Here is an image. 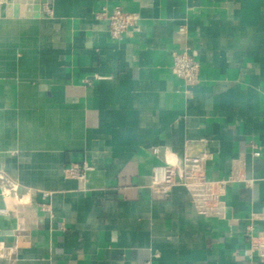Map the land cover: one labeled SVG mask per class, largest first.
I'll list each match as a JSON object with an SVG mask.
<instances>
[{
	"label": "crops",
	"instance_id": "0c3cea01",
	"mask_svg": "<svg viewBox=\"0 0 264 264\" xmlns=\"http://www.w3.org/2000/svg\"><path fill=\"white\" fill-rule=\"evenodd\" d=\"M203 153L235 177L222 217L152 198L155 167ZM0 175V264H264V0H0Z\"/></svg>",
	"mask_w": 264,
	"mask_h": 264
},
{
	"label": "built area",
	"instance_id": "2783aa9c",
	"mask_svg": "<svg viewBox=\"0 0 264 264\" xmlns=\"http://www.w3.org/2000/svg\"><path fill=\"white\" fill-rule=\"evenodd\" d=\"M99 19L107 21L109 33L114 39H122L124 35L137 27L139 15L116 7L113 10L102 9ZM181 31L185 28L181 27ZM172 71L186 85H195L199 81L200 63L197 58L187 51H173ZM209 157L203 153L182 158L172 157L166 164L153 169L150 192L154 200H164L170 196L175 187L183 186L191 194L192 200L199 212L209 217H222L224 214L221 195L225 185L234 181L235 177L227 180H212L207 176ZM91 169L86 163L83 166L71 165L66 169L69 177L85 179ZM0 182L6 180L0 175ZM48 194L44 195L47 198ZM252 247L264 254V236H252Z\"/></svg>",
	"mask_w": 264,
	"mask_h": 264
}]
</instances>
